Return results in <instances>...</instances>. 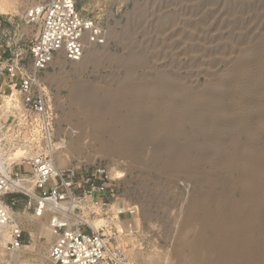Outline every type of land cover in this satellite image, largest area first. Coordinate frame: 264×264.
<instances>
[{
  "label": "rangeland",
  "instance_id": "1",
  "mask_svg": "<svg viewBox=\"0 0 264 264\" xmlns=\"http://www.w3.org/2000/svg\"><path fill=\"white\" fill-rule=\"evenodd\" d=\"M35 1L0 0V37L4 36L11 42L18 40V47L23 50L27 48L31 36L36 32L35 25L25 24L23 20L26 10ZM75 2L84 15L94 18L105 28L107 41L102 47H90L89 52L77 63L67 62L61 56L55 57L44 75L51 104L57 112L55 136L60 147L59 155L65 154L69 162L74 166H80L82 171L102 166L108 173L115 169L124 174L122 179H114L110 174L109 176L118 191L120 199L118 203H123L125 207L135 206L139 211V227L145 236L139 237L138 243L149 244L151 247V250L144 253L130 252L132 258L140 264H221L224 261L211 250L215 238L212 236L213 231L212 235H208L211 232L207 233L206 230L209 237L194 243L193 248L183 247V241L191 239L194 242V238L198 241V234L205 223V217L202 218L204 213L222 210L223 218H220V225L224 222L223 219L236 221L240 207L250 210L246 205L244 208L246 203L253 204L257 201L264 213L262 196L264 192L260 188V183L257 186V180L248 178L243 165L252 160L255 165H259L260 161L264 162V0H75ZM89 55H95L97 58L90 61ZM80 64L84 65L80 67ZM235 68L245 72H236ZM147 85L152 89L146 90ZM231 86L236 87V93L242 95H226L220 98L223 90ZM123 87L128 89L125 90ZM79 89H95L97 99L100 100V105L97 106L101 110L94 103L75 101V94L80 91ZM132 92L139 94L137 96L139 98ZM145 93L147 95H144ZM195 93L208 94V100H204L210 108L208 111L213 109L210 106L214 107L216 103L214 105L212 102L217 99L222 101V105L225 103V108L232 107V110L239 107L240 111L243 108L241 113L244 114L245 111L244 117H249L245 120L247 123H244L248 128L247 125L246 129L242 126L244 129L238 131L235 142L231 141L232 138L229 136L232 130H228L232 128V125L229 126L230 121L220 119L219 122H214L215 125L211 122L212 112L216 106L210 111L212 114L207 112L200 114L202 117H199L196 102L200 100L195 98ZM122 97H125L123 103ZM243 101L246 102L244 103L246 107L242 106ZM153 103L156 104L155 107ZM185 103L188 106H184ZM161 106L166 108L163 114L160 113L163 109ZM170 106L174 107V112L177 107L179 113L182 111L178 116L181 117L179 121L183 122H179L175 129L171 124L170 127L167 123H159L160 115L168 119L172 114L173 110L169 111V108L172 109ZM130 107L135 108L131 110ZM184 107L185 110L189 107L190 115L188 110L185 112ZM228 108L226 109L229 110ZM194 110L196 114L193 113ZM93 112L98 114L100 127L106 122H113L110 131L108 129L97 131L95 124L88 123L86 118H83L86 117L85 113ZM133 117L134 119H131ZM120 119L124 121L121 122ZM74 128L76 132L73 131ZM135 129L142 134L138 135V138L133 135ZM188 130H191L190 133ZM73 133H77L75 134L77 136H73ZM210 135L216 136L212 139ZM194 141L197 145L193 143ZM187 143L192 146L194 144V148L191 145L189 148ZM112 145L116 149L110 152ZM165 147L168 148L164 150ZM177 148L181 151H176ZM250 151L254 152L253 156L249 154ZM228 154L241 156V159L238 158L236 165L231 166L226 162V157L230 156ZM16 197L21 202L13 208V213L22 223L27 247L14 254L13 260L15 264H49L46 260V251L52 236L49 244H43L44 239L35 242L31 235L37 229L43 230L48 221L33 220L30 211L24 214L25 199L21 196ZM197 197L200 200L203 197L204 201ZM193 200L201 202L197 201V208L204 211L206 207L204 212L194 209L196 210L194 216H199L198 218H192L191 210L194 205L191 204L195 202ZM203 202L205 203L202 204ZM220 202H223L224 209L221 205L219 208ZM226 209L230 213L224 214ZM253 227L255 228L251 230L254 231L256 226ZM238 261L240 263L237 264H253L249 257L245 261Z\"/></svg>",
  "mask_w": 264,
  "mask_h": 264
},
{
  "label": "built area",
  "instance_id": "2",
  "mask_svg": "<svg viewBox=\"0 0 264 264\" xmlns=\"http://www.w3.org/2000/svg\"><path fill=\"white\" fill-rule=\"evenodd\" d=\"M23 20L36 26L26 49L0 37V243L3 230L8 232L0 264H15L13 255L27 247L13 213L21 202L16 196L25 199L24 214L48 218L49 264H140L130 252L151 247L138 243L145 236L139 211L118 203L108 171L102 166L82 171L69 161L56 165L57 112L44 75L57 56L77 62L89 47L104 46L105 28L75 0H36ZM94 219L107 224L93 228Z\"/></svg>",
  "mask_w": 264,
  "mask_h": 264
},
{
  "label": "bare ground",
  "instance_id": "3",
  "mask_svg": "<svg viewBox=\"0 0 264 264\" xmlns=\"http://www.w3.org/2000/svg\"><path fill=\"white\" fill-rule=\"evenodd\" d=\"M89 50H90V47L85 51V53H84V55H83V57L89 52ZM95 54V53H94ZM90 56V55H89ZM94 56V57H93ZM82 57V58H83ZM81 58V59H82ZM95 58H97L95 55H91L90 56V61H92V59H95ZM55 59V58H54ZM53 59V60H54ZM80 59V60H81ZM99 59V58H98ZM79 60V61H80ZM97 60V59H96ZM79 61H77V62H79ZM85 61V60H84ZM88 61V60H87ZM90 61H89V63H90ZM77 62H75V63H77ZM95 62V61H94ZM73 63V62H72ZM245 63V62H244ZM251 63V62H250ZM81 65V64H80ZM79 65V66H80ZM82 65H84V64H82ZM82 65L80 66V67H82ZM248 65V64H247ZM78 66V67H79ZM79 67V69L80 70H82L81 68ZM85 67V66H84ZM83 67V68H84ZM245 68H247L246 66H244ZM239 68V67H238ZM241 68V67H240ZM242 68H243V65H242ZM241 68V69H242ZM234 69V68H233ZM236 69V68H235ZM79 70V71H80ZM244 70H246V69H244ZM84 71V70H83ZM237 71H239V70H237L236 69V72ZM249 71V70H248ZM240 72V71H239ZM238 72V73H239ZM242 72V71H241ZM240 72V73H241ZM243 72H245V71H243ZM242 72V73H243ZM219 81V80H218ZM156 83V82H155ZM158 84V83H157ZM221 84V83H220ZM135 85V84H134ZM141 85H143V84H141ZM152 85V84H151ZM174 85V84H173ZM176 85V84H175ZM230 85V84H229ZM125 86V85H124ZM129 86H131V85H129ZM128 86V87H129ZM153 86V85H152ZM218 86V85H217ZM216 86V87H217ZM264 86V85H263ZM262 86V87H263ZM133 87V86H132ZM143 87V86H142ZM141 87V88H142ZM145 87V86H144ZM159 87V86H158ZM219 87V86H218ZM224 87V86H223ZM124 89H125V87H123ZM122 88V89H123ZM140 88V89H141ZM154 88L156 89V85H154ZM153 88V89H154ZM179 88H182V87H179ZM213 88V87H212ZM81 89V88H80ZM79 89V90H80ZM121 89V90H122ZM126 89H128V88H126ZM125 89V90H126ZM145 90V88H142V90ZM152 88L150 87V85H147L146 86V90H151ZM159 89V88H158ZM214 89H216V88H214ZM218 89V88H217ZM131 90V89H130ZM134 89H132V91H133ZM137 90V89H136ZM164 90H165V88H164ZM176 90V89H175ZM212 90V89H211ZM263 90H264V88H263ZM77 91V90H76ZM124 91V90H123ZM129 91V90H128ZM135 91V90H134ZM138 91V90H137ZM154 91V90H153ZM163 91V90H162ZM168 91V90H167ZM177 91H179L178 89H177ZM183 91V90H182ZM192 91V90H191ZM202 91H204V90H202ZM218 91V90H217ZM236 87L234 88V86H231L230 88L229 87H227V89H225V90H223V92L221 93L222 95H221V97L220 98H223L222 96H226V95H229V96H238V92L236 93ZM96 92V90L95 89H87V90H80L79 92H76V94H75V96H76V98H74L75 99V101H77V102H79V103H94V104H96V106L97 105H100V100L98 101V99H97V93H95ZM139 92V91H138ZM146 92V91H145ZM149 92V91H148ZM155 92H157V91H155ZM155 92L153 93V94H155ZM159 92V91H158ZM164 92V91H163ZM162 92V93H163ZM176 92V91H175ZM181 92V91H180ZM187 92V91H186ZM205 92H207V91H205ZM215 92V91H214ZM130 93H131V91H130ZM133 93V92H132ZM144 93V92H143ZM174 93V92H173ZM177 93V92H176ZM179 93V92H178ZM202 93V92H201ZM201 93H199V94H196V96H195V98L196 99H199L200 101L199 102H196L197 103V110H198V112H199V117H202V116H200V114L202 115V114H205V113H207V112H209V114L211 113L210 111H212L213 109H214V107H215V109H214V111L212 112L213 113V120L211 119V122H216L217 123V121L219 122V120L220 119H223V121H224V119H228V121H230V124H229V126L230 125H232V128L231 129H228V128H230L229 126H228V130H232V133H230V135L231 136H229L230 138H232V140L231 141H234L235 142V138H236V136H237V133H238V131L239 130H241V129H246V125L244 126V123H247L245 120H246V118L248 117H244V114H245V111H244V114L243 113H241V111H242V109H241V111H240V108L239 107H236V108H234L236 111H234V109H232L231 110V108H228V107H226V108H228L229 110H227L225 107H224V104L222 105V101L219 99H217L216 101L214 100V102H212V103H214V105H215V103H216V105L213 107V106H210L211 108H213V109H211L210 111H208V109H210L209 107H207V103L204 101L205 99H206V101L208 100L207 99V95L208 94H206V95H204L205 93H203V94H201ZM213 93V92H212ZM220 93V92H219ZM120 94V93H119ZM137 94V93H136ZM136 94H134L133 93V95H136ZM141 94V93H140ZM150 94V93H149ZM161 94V93H160ZM183 94V93H182ZM218 94V93H217ZM216 94V97L218 96ZM241 94V93H240ZM239 94V95H240ZM117 95V94H116ZM126 95H127V92H126ZM130 95H132V94H130ZM139 95V94H138ZM138 95H136V98H139V97H137ZM144 95H147V93H145ZM151 95V94H150ZM178 95V94H177ZM184 95V94H183ZM194 95V94H193ZM193 95H191V96H193ZM214 95V94H213ZM242 95V94H241ZM244 95V94H243ZM122 96V95H121ZM128 96V95H127ZM126 96V97H127ZM143 96V95H142ZM158 96H160V95H158ZM162 96V95H161ZM174 96H175V93H174ZM186 96V95H185ZM219 96H220V94H219ZM245 96V95H244ZM109 97H111V96H109ZM116 97V96H115ZM144 97H146V96H144ZM151 97V96H150ZM168 97V96H167ZM170 97V96H169ZM168 97V98H169ZM177 97V96H176ZM241 97V96H240ZM239 97V98H240ZM119 98H121V97H119ZM125 98V97H124ZM123 97H122V99H124ZM136 98H135V96H133V99H135V101H136ZM147 98V97H146ZM163 98V97H162ZM171 99H172V97H170ZM116 99V98H115ZM121 99V100H122ZM143 99H145V98H143ZM148 99H149V97H148ZM147 99V100H148ZM170 99V100H171ZM175 99V98H174ZM185 99V98H184ZM245 99V98H244ZM247 99V98H246ZM149 100H151V99H149ZM148 100V101H149ZM162 100V99H161ZM169 101V99H166V101ZM180 100V99H179ZM191 100V99H190ZM193 100V99H192ZM212 100V99H211ZM239 100V99H238ZM115 101H117V100H115ZM119 101V100H118ZM117 101V102H118ZM125 101V99L123 100V101H121L122 103ZM138 101V100H137ZM159 101V100H158ZM163 101V100H162ZM174 101H176V100H174ZM213 101V100H212ZM239 101H241V99L239 100ZM247 101V100H246ZM111 102V101H110ZM144 102V101H143ZM155 102H157V101H154V103ZM165 102V101H164ZM191 102V101H190ZM189 102V103H190ZM102 103V102H101ZM121 103V104H122ZM125 103H127V100H126V102ZM134 103V102H133ZM141 103V102H140ZM152 103V102H151ZM152 104L153 106L154 105H156V104ZM193 103V102H192ZM238 105H240L239 104V102H236ZM241 103V102H240ZM244 103H246V102H244L243 101V103H242V106L244 105ZM104 104V103H103ZM102 104V105H103ZM115 104V103H114ZM121 104H119V105H121ZM129 104H131L130 102H129ZM157 104H158V102H157ZM163 105H164V103H162ZM173 104H176L175 102H173ZM186 104V103H185ZM193 104H195V102L193 103ZM248 104V103H247ZM110 105V104H109ZM116 105H117V103H116ZM118 105V106H119ZM126 105V104H125ZM143 105V104H142ZM235 105V104H234ZM255 105V104H254ZM258 105H259V103H258ZM104 106H105V104H104ZM127 106V105H126ZM135 106H136V104H135ZM148 106V105H147ZM179 106V105H178ZM184 106H188L187 104L186 105H184ZM241 106V105H240ZM245 106V105H244ZM247 106V105H246ZM245 106V107H246ZM257 106V105H256ZM98 107V106H97ZM150 107V106H149ZM155 107V106H154ZM156 107H158V106H156ZM162 107V106H161ZM160 107V108H161ZM172 109H170L169 108V111H171V110H173V108L174 107H172V106H170ZM177 107V106H176ZM189 107H191V105L189 106ZM189 107L188 108H186L188 111H189ZM102 108H103V106H102ZM105 108V107H104ZM110 108H111V106H110ZM114 108V107H113ZM116 108V107H115ZM135 108V107H134ZM134 108H132L131 109V107L129 108V109H131V110H133ZM163 108V107H162ZM164 108H165V106H164ZM164 108L163 109H161V111H160V113L162 112V114H163V110H164ZM168 108V107H167ZM180 108V107H179ZM195 108V107H194ZM98 109H99V107H98ZM120 109V108H119ZM166 109V108H165ZM175 109H177L178 110V107L177 108H175ZM97 110V109H96ZM99 110H101V109H99ZM108 110V109H107ZM111 110V109H110ZM139 110H141V106H140V109ZM154 110H155V108H154ZM158 110H159V108H158ZM168 110V109H167ZM166 110V111H167ZM176 110V111H177ZM180 110V109H179ZM184 110H185V107H184ZM183 110V111H184ZM187 110H185V112L187 111ZM191 110H193V109H191ZM260 110H262V109H260ZM259 110V111H260ZM98 111V110H97ZM116 111V110H115ZM166 111H165V115H166ZM176 111L174 112V110L173 111H171V113L172 114H170L169 115V112L167 111V115H169V118L167 119L166 118V116H163V115H160L161 116V122H159V123H162V124H165V123H167V124H169V126H170V124H171V126L173 127L174 126V129L176 128L175 126H177L178 124H179V122H181V121H179V118H181V117H179L178 115H180V113H182V111H180V113L178 112L177 114H176ZM187 111V112H188ZM195 111V110H194ZM193 111V113H195L196 114V111L194 112ZM238 111V112H237ZM258 111V112H259ZM86 112V111H85ZM92 112V111H91ZM110 112V111H109ZM154 112V111H153ZM158 112V111H157ZM156 112V113H157ZM241 114H240V113ZM249 112V111H248ZM257 112V113H258ZM155 113V114H156ZM211 113V114H212ZM256 113V114H257ZM86 114V117H84L83 116V118H86V121L89 123V122H92L93 124H95V126L98 128L97 129V131H101V130H104V129H106V131H107V129L109 130L110 128H111V126H113L112 125V121H111V123L109 122V123H105L104 125L102 124V122H101V124H102V126L100 127V122H99V118H98V114H95L94 112L92 113V114H89V113H85ZM116 114V113H115ZM133 114H135V113H133ZM176 114V115H175ZM192 114V113H191ZM243 114V115H242ZM248 114V113H247ZM263 114V113H262ZM113 115V114H112ZM132 115V114H131ZM143 115V114H142ZM187 115V114H186ZM185 115V116H186ZM189 115H190V111H189ZM194 115V114H193ZM198 115V114H197ZM208 115V114H207ZM206 115V116H207ZM257 115H260V114H257ZM118 116V115H117ZM135 116H136V114H135ZM204 116V115H203ZM114 117H115V115H114ZM127 117V116H126ZM143 116H141V118H142ZM188 116H186V118H187ZM194 117V116H193ZM192 117V119H196V118H193ZM196 117V116H195ZM256 117H258V116H256ZM261 117V116H260ZM76 118V117H75ZM120 118H121V116H120ZM125 118V117H124ZM166 118V119H165ZM249 118V117H248ZM247 118V119H248ZM255 118V117H254ZM259 118V117H258ZM77 119V118H76ZM116 119V118H115ZM119 119V118H118ZM131 119H134V117L133 118H131ZM130 119V120H131ZM136 119H138V118H136ZM140 119V118H139ZM184 119V118H183ZM198 119V118H197ZM200 119V118H199ZM204 118H202V120H203ZM257 119V118H256ZM261 119H263V118H261ZM127 120V119H126ZM201 120V119H200ZM206 120V118L204 119V121ZM258 121L260 120V119H257ZM78 121V120H77ZM117 120H115V122H116ZM120 121H121V119H120ZM120 121H117V122H120ZM124 121V120H123ZM123 121H121V122H123ZM186 121V120H185ZM188 121V120H187ZM253 121V120H252ZM83 122H85V121H83ZM151 122V121H150ZM183 122V121H182ZM181 122V123H182ZM190 122V121H189ZM193 122H196V121H193ZM201 122V121H200ZM199 122V123H200ZM249 122H251V121H249ZM261 122V121H260ZM260 122H258V124H260ZM262 122H263V120H262ZM78 123V122H77ZM146 123V122H145ZM154 123V122H153ZM187 123V122H186ZM197 123V122H196ZM195 123V124H196ZM254 123H255V121H254ZM69 124H71V123H69ZM91 124V123H90ZM156 124V123H155ZM191 124H192V122H191ZM195 124H194V126H195ZM211 124V123H210ZM227 124V123H226ZM243 124V125H242ZM249 124V123H248ZM252 124V123H251ZM72 125H74L73 123H72ZM83 125V124H82ZM133 125H135L134 123H133ZM138 125H140L139 123H138ZM198 125V124H197ZM206 125V124H205ZM213 125V124H212ZM214 125H215V123H214ZM254 125H256V124H254ZM121 126V125H120ZM143 126V125H142ZM170 126V127H171ZM179 126V125H178ZM200 126V125H199ZM207 126V125H206ZM244 128H243V127ZM257 126V125H256ZM71 127V126H70ZM70 127H68V128H70ZM136 127H137V125H136ZM154 127V126H153ZM153 127H151V128H153ZM158 127V126H157ZM156 127V128H157ZM169 127V128H170ZM196 127V126H195ZM213 127V126H212ZM215 127V126H214ZM141 128H143V127H141ZM150 128V127H149ZM165 128V127H164ZM180 128V127H179ZM197 128V127H196ZM198 128H200V127H198ZM247 128H248V125H247ZM79 129V128H78ZM81 129V128H80ZM132 129V128H131ZM133 129H134V127H133ZM174 129H172V130H174ZM227 129H225L226 130V132L228 131ZM250 129V128H249ZM254 129V128H253ZM253 129H252V131H253ZM72 130V129H71ZM76 129L74 128L73 129V131L74 132H76L75 131ZM136 130V129H135ZM144 129H142V131H143ZM150 130V129H149ZM154 130V129H153ZM160 130V129H159ZM158 130V131H159ZM162 130V129H161ZM168 130V129H167ZM178 129H176V131H177ZM198 130V129H197ZM203 130V129H202ZM201 130V131H202ZM259 130V129H258ZM95 131V130H94ZM105 131V130H104ZM110 131V130H109ZM112 131V130H111ZM134 131V130H133ZM141 131V132H142ZM147 131V130H146ZM166 131V130H165ZM175 131V130H174ZM189 131V130H188ZM191 131V130H190ZM190 131H189V133H190ZM219 131H221V130H219ZM218 131V132H219ZM242 131H244V130H242ZM70 132H72V131H70ZM78 132V131H77ZM113 132V131H112ZM148 132V131H147ZM254 132V131H253ZM69 133V132H68ZM67 133V134H68ZM102 133H103V131H102ZM150 133V132H149ZM148 133V134H149ZM153 133V132H152ZM156 133V132H155ZM166 133V132H165ZM173 133V132H172ZM184 132H182V134H183ZM188 133V134H189ZM204 133V132H203ZM220 133V132H219ZM223 133H225V132H223ZM247 133V132H246ZM70 134V133H69ZM75 134H77V133H73V136H75ZM80 134L81 133H79V135L78 136H80ZM111 134V133H110ZM114 134V133H113ZM145 134V133H144ZM151 134V133H150ZM196 134V133H195ZM195 134H194V136H195ZM207 134V133H206ZM209 134V133H208ZM211 134H213V133H211ZM228 134H229V132H228ZM97 135H98V132H97ZM112 135V134H111ZM134 136H141L140 135V131L138 132V130H136V132L134 131V134H133ZM191 134H189V136H190ZM198 135V134H197ZM222 135H224V134H222ZM226 135H227V133H226ZM251 135V134H250ZM77 136V135H76ZM75 136V137H76ZM138 136V137H139ZM176 136V135H175ZM188 136V135H187ZM203 136V135H202ZM211 136V135H210ZM214 136V135H213ZM213 136H211L210 138H212ZM216 136V135H215ZM214 136V137H215ZM254 136V135H253ZM137 137V138H138ZM145 137V136H144ZM147 137V136H146ZM178 137V136H177ZM185 137V136H184ZM192 137H193V135H192ZM198 137V136H197ZM203 137H205V136H203ZM209 137V136H208ZM223 137V136H222ZM239 137V136H238ZM259 137V136H258ZM114 138V137H113ZM115 138H117V137H115ZM148 139V138H147ZM175 139H178V138H175ZM180 139V138H179ZM192 139V138H191ZM213 139V138H212ZM216 139V138H215ZM254 139V138H253ZM252 139V140H253ZM78 140V139H77ZM117 140H118V138H117ZM117 140H115V141H117ZM138 140V139H137ZM151 140V139H150ZM181 140V139H180ZM180 140H178V141H180ZM187 141V140H186ZM193 141V140H192ZM214 141V140H213ZM256 141V140H255ZM258 141V140H257ZM188 142V141H187ZM198 142V141H197ZM208 142H209V140H208ZM229 142V141H228ZM227 142V143H228ZM248 142V141H247ZM72 143H73V141H72ZM115 143H118V142H115ZM194 144H195V141L193 142ZM192 143V144H193ZM216 143V142H215ZM253 143V142H252ZM256 143V142H255ZM62 144V143H61ZM60 144V145H61ZM78 144V143H77ZM113 144H114V142H113ZM188 145H189V143H187ZM194 144H193V146H194ZM221 144V143H220ZM232 144V143H231ZM263 144V143H262ZM103 145V144H102ZM108 145V144H107ZM191 145V144H190ZM190 145H189V148H190ZM195 145H197V144H195ZM223 145V144H222ZM248 145V144H247ZM258 145V144H257ZM61 146H63V145H61ZM106 146V145H105ZM114 146H115V144H114ZM113 145H112V147H110V152H112V151H115V149H116V147H114ZM184 146V145H183ZM192 146V145H191ZM192 146V147H193ZM200 146V145H199ZM220 146V145H219ZM252 146V145H251ZM262 146V145H261ZM58 147H59V144H58ZM103 147V146H102ZM196 147V146H195ZM202 147V146H201ZM218 147V146H217ZM222 146H220V148H221ZM235 147H236V145H235ZM246 147V146H245ZM250 147V146H249ZM60 148V147H59ZM63 148V147H62ZM166 148H168V147H165L164 148V150L166 149ZM194 148V147H193ZM199 148V147H198ZM208 148H210V147H208ZM248 148V147H247ZM163 149V148H162ZM192 149V148H191ZM200 149V148H199ZM202 149V148H201ZM200 149V150H201ZM204 149V148H203ZM213 149V148H212ZM184 150V149H183ZM187 150H189L188 149V147H187ZM211 150V149H210ZM218 150L220 151V149L218 148ZM173 151L175 152V150L173 149ZM176 151H181V150H179L178 148L176 149ZM191 151V150H190ZM252 151V150H251ZM250 151V153L249 154H252V156H253V154H254V152H251ZM256 151V150H255ZM60 152V151H59ZM169 152H171L170 150H169ZM189 152V151H188ZM198 152V151H197ZM196 152V153H197ZM211 152V151H210ZM241 152V151H240ZM61 153V152H60ZM206 153V152H205ZM222 153H224V152H222ZM257 153V152H256ZM173 154V153H172ZM237 154V153H236ZM64 155V157L67 159V157L65 156V154H63ZM189 155V154H188ZM199 155V154H198ZM201 155V154H200ZM199 155V156H200ZM228 155H230V154H228ZM61 156H62V154L61 155H58V157H57V167H62V166H64V165H66V164H68V159L66 160V159H62L61 158ZM180 156V155H179ZM190 156V155H189ZM222 156V155H221ZM245 156V155H244ZM248 156V155H247ZM257 156V155H256ZM133 157V156H132ZM135 157V156H134ZM136 157H138L137 155H136ZM135 157V158H136ZM243 157V156H242ZM254 157H255V155H254ZM260 157H262L261 155H260ZM264 157V156H263ZM169 158H171V157H169ZM187 158H189V157H187ZM198 158V157H197ZM227 159H226V162L229 164V165H231V166H234V165H236V163H237V161H239V159H241V156L240 157H238L237 155H235V154H232V155H230V156H228V157H226ZM239 158V159H238ZM251 158V157H250ZM173 159V158H172ZM223 159V158H222ZM248 160H250V159H248ZM247 160V161H248ZM252 160V159H251ZM191 161V160H190ZM246 161V160H245ZM264 161V160H263ZM166 162H168V160L166 161ZM186 162V161H185ZM252 162H253V160H252ZM252 162H250V161H248V162H245V164H243V165H245V168H244V166H243V168L245 169V172L247 173V176H248V178L249 179H251V180H257L258 181V184H257V186L259 185V183H260V188H262V191L264 192V162H259V165H255L254 163H252ZM169 163V162H168ZM167 163V164H168ZM188 163V162H187ZM221 163V162H220ZM239 163V162H238ZM241 163V162H240ZM239 163V164H240ZM257 163V162H256ZM166 164V165H167ZM171 164V163H170ZM185 164V163H184ZM191 164V163H190ZM228 164H227V166H228ZM242 164V163H241ZM169 165V164H168ZM175 165H177V164H175ZM173 166V165H172ZM226 166V167H227ZM166 167V166H165ZM171 167V166H170ZM169 167V168H170ZM175 167H177V166H175ZM234 170V169H233ZM237 170V169H236ZM243 170V169H242ZM110 176L112 177V178H114V179H122V177H123V175L124 174H122L120 171H116L115 169H112L111 171H110ZM244 175V174H243ZM246 181H247V179H246ZM251 182V181H250ZM258 188V187H257ZM260 190V189H259ZM256 192V191H255ZM254 192V193H255ZM261 193V192H260ZM257 194V193H256ZM263 194V193H262ZM248 196H250V194L248 195ZM262 196H264V195H262ZM257 197V196H256ZM255 197V198H256ZM198 199H199V197H197ZM206 198V197H205ZM195 199V198H194ZM207 199H209V198H207ZM254 199V198H253ZM257 199V198H256ZM259 199V198H258ZM200 200V199H199ZM201 200H203V197H202V199ZM200 200V201H201ZM193 201H195V200H193ZM193 201H192V203H193ZM197 201L198 200H196L195 202H194V204H191V206L192 205H194L193 206V208H192V210L191 211H193L192 213H193V216H192V218H198L199 216H194V215H196L195 214V211H194V209H196L197 207H198V203H197ZM200 201H198L199 203H201ZM204 201V200H203ZM214 201V200H213ZM215 201H217L216 199H215ZM221 201V200H220ZM248 201V200H247ZM253 201V200H252ZM212 202V201H211ZM211 202L209 203V204H211ZM219 202V201H218ZM243 202V201H242ZM257 202V201H256ZM253 203V204H244V208H246V207H250V210H245V209H243V207H240V209H239V212H238V214H237V217H236V221H227V220H224L223 219V223L220 225L219 224V221H221L220 220V218L222 219L223 217H221V215H223V212H222V210L220 211V210H218V211H211V212H208V214H205L204 213V216L202 217L203 219H204V217H205V219H204V221H205V223H204V225H203V227H202V230H201V232H199V234H198V236H199V238H198V241H195V238H194V242L191 240V239H188V240H186L185 242L183 241V247L184 246H187V247H189V248H193V246L195 245L194 243H197V242H199V241H201L202 239L204 240L205 238H208L209 236H207L206 235V230H207V233L208 232H211V234L209 233L208 235H212L213 233H214V235H212V236H215V238H214V242H213V245H212V247H211V250L213 251V253L215 254H217V255H219L220 256V258L224 261V262H227L228 264H237L239 261L238 260H240V261H245V259L246 258H250V260L251 261H253V264H264V213L261 211V209L259 208V205H258V203ZM196 203V204H195ZM205 202H203L202 204H204ZM207 203V204H208ZM214 203V202H213ZM221 203V202H220ZM223 203V202H222ZM222 203L221 204H219L218 206H219V208H220V205L222 206ZM249 203H250V201H249ZM202 204H199V205H202ZM207 204H206V206H207ZM208 204V205H209ZM215 204V203H214ZM245 205H246V207H245ZM261 205V204H260ZM214 206V205H213ZM204 208L203 206H200V208ZM191 208V207H190ZM206 208V207H205ZM205 208H204V211H206L205 210ZM222 208L224 209V207L222 206ZM228 209L229 208H232V207H227ZM239 208V207H238ZM237 208V209H238ZM210 210H211V208H209ZM208 209V210H209ZM216 209H218V208H216ZM233 209V208H232ZM236 209V208H235ZM197 210H201V209H199V208H197ZM215 210V209H214ZM234 210V209H233ZM201 211H203V210H201ZM203 211V212H204ZM224 211V210H223ZM249 211V212H248ZM200 212V211H199ZM228 212H229V210H228ZM227 212V209H226V212L224 213V214H227L228 213ZM237 212H235V213H237ZM197 213V212H196ZM230 213V212H229ZM231 215V214H230ZM229 215V216H230ZM232 216V215H231ZM18 217V216H17ZM228 217V216H227ZM226 217V218H227ZM28 218V217H27ZM201 218V219H202ZM229 218V217H228ZM231 218V217H230ZM41 219H48L47 218V216L46 215H44L42 218H36V219H33V220H41ZM48 221V220H47ZM202 221V220H201ZM30 222H32V220H30ZM107 224L106 223V221H104V220H98V219H94V220H89V224L93 227V228H98L101 224ZM203 223V222H202ZM26 226H27V224H26ZM31 226V225H30ZM33 226V225H32ZM253 226H256V229L253 231V229L251 230V228H255V227H253ZM27 228V227H26ZM31 231H33V229H31ZM212 231H213V233H212ZM32 239L34 238V240H35V242H41V239H44L43 240V244H46V243H48L49 244V241H50V239H51V233H50V230H49V226L46 224V226L43 228V230H36V231H33L32 232ZM211 236V237H212ZM213 238V237H212ZM8 239V232H7V229H4L3 230V240H1V245H3L4 243H5V241ZM210 239V238H209ZM34 243V242H33ZM51 243V242H50ZM42 244V243H41ZM35 247V246H34ZM40 247H42V246H40ZM224 262H222V263H224ZM184 263V262H183ZM212 263V262H211ZM221 263V264H222ZM240 263V262H239Z\"/></svg>",
  "mask_w": 264,
  "mask_h": 264
}]
</instances>
